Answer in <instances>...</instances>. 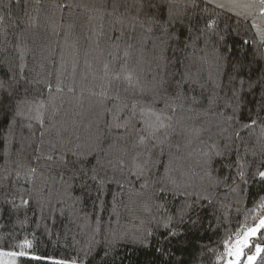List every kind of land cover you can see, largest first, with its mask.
<instances>
[{"label":"trees","instance_id":"16d2710c","mask_svg":"<svg viewBox=\"0 0 264 264\" xmlns=\"http://www.w3.org/2000/svg\"><path fill=\"white\" fill-rule=\"evenodd\" d=\"M222 2L0 0V248L31 243L16 264H222L258 222L264 14Z\"/></svg>","mask_w":264,"mask_h":264},{"label":"snow or ice","instance_id":"6c2138e0","mask_svg":"<svg viewBox=\"0 0 264 264\" xmlns=\"http://www.w3.org/2000/svg\"><path fill=\"white\" fill-rule=\"evenodd\" d=\"M219 8H229L230 10H236L238 8H243L249 15L252 14V10L259 8L261 14H264V0H258L257 3H246L241 4L238 0H226V2L219 3L217 5ZM243 14V13H240ZM216 25L215 20H209L206 22L205 27L212 29ZM257 31L261 34L262 40H264V30H261L259 26ZM223 39V37H221ZM131 82V75L126 77ZM2 87V85H0ZM157 120H160V117L157 116ZM257 122L251 120L249 124H244V128H250L254 126ZM163 127V124H161ZM264 132V129H262ZM243 177V172L240 173ZM259 179L264 181V171H259L257 173ZM27 203V202H25ZM262 210V214L258 218V222L254 226L244 227L242 232L237 231L234 234L226 236L222 240L223 252L217 256L218 261H222V264H256L257 258L264 253V244L255 243L253 244V238L257 237L261 233V230H264V198H262L260 205L258 206ZM167 227V225H165ZM175 233H172L174 235ZM18 247L21 251H12L5 250L0 248V264H16V258L20 256L27 255L24 251L25 248H30L31 243L27 239L23 240ZM254 248V251L252 250ZM40 259V257H35ZM56 264H68L66 261H57ZM74 264V262H73Z\"/></svg>","mask_w":264,"mask_h":264},{"label":"rangeland","instance_id":"374dc122","mask_svg":"<svg viewBox=\"0 0 264 264\" xmlns=\"http://www.w3.org/2000/svg\"><path fill=\"white\" fill-rule=\"evenodd\" d=\"M252 226H254V225H252ZM242 264H243V261H242Z\"/></svg>","mask_w":264,"mask_h":264}]
</instances>
